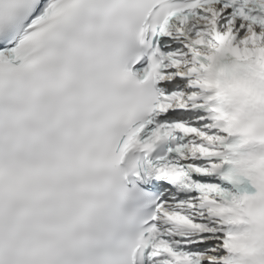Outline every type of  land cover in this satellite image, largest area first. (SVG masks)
Returning a JSON list of instances; mask_svg holds the SVG:
<instances>
[{
	"label": "snow or ice",
	"instance_id": "snow-or-ice-1",
	"mask_svg": "<svg viewBox=\"0 0 264 264\" xmlns=\"http://www.w3.org/2000/svg\"><path fill=\"white\" fill-rule=\"evenodd\" d=\"M0 264H264V0H0Z\"/></svg>",
	"mask_w": 264,
	"mask_h": 264
}]
</instances>
